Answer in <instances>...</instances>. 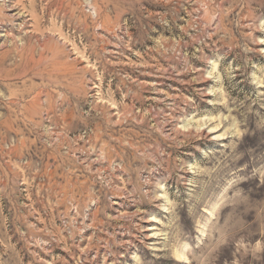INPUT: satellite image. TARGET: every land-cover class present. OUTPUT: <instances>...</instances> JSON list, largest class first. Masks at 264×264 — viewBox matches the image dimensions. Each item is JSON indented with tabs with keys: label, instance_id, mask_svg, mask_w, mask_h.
Instances as JSON below:
<instances>
[{
	"label": "rangeland",
	"instance_id": "374dc122",
	"mask_svg": "<svg viewBox=\"0 0 264 264\" xmlns=\"http://www.w3.org/2000/svg\"><path fill=\"white\" fill-rule=\"evenodd\" d=\"M0 264H264V0H0Z\"/></svg>",
	"mask_w": 264,
	"mask_h": 264
}]
</instances>
